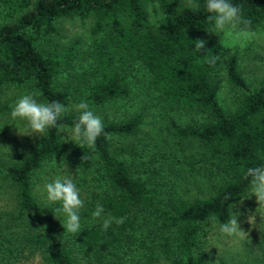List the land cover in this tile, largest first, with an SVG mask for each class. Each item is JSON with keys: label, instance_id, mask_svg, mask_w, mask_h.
I'll return each instance as SVG.
<instances>
[{"label": "trees", "instance_id": "trees-1", "mask_svg": "<svg viewBox=\"0 0 264 264\" xmlns=\"http://www.w3.org/2000/svg\"><path fill=\"white\" fill-rule=\"evenodd\" d=\"M198 2L201 9L192 11L188 0H0V87L27 88L40 93L42 102L67 105L69 90L60 78L77 77L83 99L105 107L129 96L131 79L140 70L152 105L189 115L183 124L171 120L172 132L178 141L195 143L192 154L199 167L219 179L206 196L159 198L151 178L156 158L147 162L151 177L142 178L133 164L111 152L112 139L139 130L145 107H138L121 120L103 121L110 139L102 134L94 149L77 144L69 152L79 171L92 170L102 183L97 203L104 214L124 222L113 223L107 231H102L101 222L82 224L81 233L53 242L38 227L53 210L32 190L33 174L64 153L60 133L50 129L2 165L7 182H0V196L4 192L9 197L0 202L5 264H17L25 249L44 252L45 264H75L74 254L87 253L98 254L107 264H123L133 246L142 256L136 264H155L159 258L167 264H208L201 249L202 225L213 215L227 221L229 205L247 192L245 171L264 165V79L248 89L235 54L222 64V46L200 37L213 26L206 20L204 0ZM231 2L242 6L252 29L264 23V0ZM154 5L163 15L151 22L148 8ZM68 18L89 20L85 49L79 37L61 40L58 23ZM197 39L206 41L199 52L193 44ZM211 54L218 57L215 64L208 62ZM223 80L243 91L231 110L218 100ZM78 115L67 112L58 123L71 126ZM185 162L192 166V161ZM138 222L148 228L144 238L136 239Z\"/></svg>", "mask_w": 264, "mask_h": 264}, {"label": "rangeland", "instance_id": "rangeland-1", "mask_svg": "<svg viewBox=\"0 0 264 264\" xmlns=\"http://www.w3.org/2000/svg\"><path fill=\"white\" fill-rule=\"evenodd\" d=\"M148 11L151 22H155L163 15L156 5L150 6ZM58 28L62 34L61 40L67 41L79 37L82 41V48H86L90 38L89 20L63 19L58 23ZM210 29L200 37L213 40L222 46L220 55L222 64L229 55L235 54L237 67L245 79L247 88L256 87L264 79V23L253 29L261 34V38L246 44L234 43L231 38L222 34L209 33ZM81 63H84L82 59ZM77 70L79 71L80 68ZM77 80V77L66 79V81L60 78L62 86L69 90L66 106L70 109L69 112L74 113L77 112L73 106L81 100L85 101L81 92L82 81ZM145 81L144 73L138 70L131 79V92L126 99L113 101L105 107H95L87 102L90 109L100 116L102 121L121 120L137 110L138 107H145L144 118L137 133L128 137L112 139L111 152L125 160L126 163L133 164L142 178L150 176L147 170L149 158H156L154 164L156 174L150 177L156 184L161 199L175 196L189 200L197 196L208 195L216 188L219 179L206 176L203 173L202 167H199L200 162H197L194 158L195 155L192 154L197 150L196 144L188 143L185 140L178 141L170 125L171 120L179 124L185 123L189 115L152 105L148 101V94L145 91ZM33 92L27 88L0 87V182L2 181V183L7 182L3 176L2 165L22 155L38 138L35 135H25L27 134L26 128L20 123L12 121L8 115L10 106L20 96ZM242 94V90L230 87L223 80L218 92V100L223 108L231 110ZM38 99L40 100L39 97ZM194 118L198 119L197 116ZM60 137L63 156L54 158L33 174L32 190L35 198L43 206L51 207L53 210L54 205H46L43 202V186L53 180L56 175L61 174V168H58L57 165L64 162L68 171L72 173V179L81 190V198L85 201V207L81 210V223L87 224L84 221L90 218L91 212L95 209L103 186L92 170L81 172L73 164L69 152L78 143L62 140L67 138L66 133L61 132ZM119 148H123V151H117ZM185 160L192 161V166L188 165ZM4 194L3 192L0 196V202L9 199L6 197L8 193ZM246 196L247 192L232 204L236 207L230 209V214L231 211L240 214L238 223L248 234L247 238L239 236L222 238L217 229L209 224V221L202 225L201 249L207 257L208 264H264V208L256 211L258 205L255 197L246 199ZM52 214L54 211L46 218L39 220L38 227L43 231L42 233L51 236V241L62 243L69 234H63L64 229L60 221L55 219ZM252 214H254V220H250L248 223V217ZM206 224L209 226L205 227ZM146 228H148L147 224L138 222L133 230L136 239L144 238ZM43 253L25 249L17 264H45L42 261ZM141 258L140 250L133 246V250L124 258L123 264H136L137 259ZM74 260L75 264H107L96 253L74 254ZM0 264H5L1 253ZM155 264L167 263L164 259L159 258Z\"/></svg>", "mask_w": 264, "mask_h": 264}, {"label": "clouds", "instance_id": "clouds-1", "mask_svg": "<svg viewBox=\"0 0 264 264\" xmlns=\"http://www.w3.org/2000/svg\"><path fill=\"white\" fill-rule=\"evenodd\" d=\"M192 11H199L201 4L198 0H188L187 5ZM203 9L207 13L206 20L213 27L209 33L225 35L234 43L246 44L261 38V34L252 29V21L243 14L242 6L234 4L231 0H204ZM195 51L205 48L206 41L197 39L193 42ZM218 60L216 55L211 54L208 62L215 64ZM40 93H26L20 96L11 106L9 118L23 125L27 130V136L41 137L50 129L55 128L59 133L67 134L66 139L79 144L82 148L87 146L94 149L95 142L102 134L110 139V134L104 132V124L100 116L90 109L89 104L83 100L75 104L74 110L79 114L71 126L58 123L61 117L69 112V108L58 100L51 102L40 101ZM70 137V138H69ZM8 149V148H7ZM9 150V149H8ZM56 164V162H55ZM57 165V164H56ZM61 168V174L43 186L42 197L46 205H54L53 217L60 221L64 233L77 235L81 233V210L85 207V201L81 198V190L72 179V173L64 162L57 165ZM247 181L246 199L255 197L256 204L264 208V165L248 168L244 173ZM226 201L229 199L225 198ZM244 200V199H243ZM230 209L236 205H229ZM103 205L97 203L91 212L90 218L84 222L89 226L97 221L101 222L102 231H107L113 224H122L125 218H117L111 215L104 216ZM238 212H232L227 221L221 222L215 215L209 217V224L215 227L222 238L239 236L247 238V233L238 223ZM254 220V214L248 217V223ZM206 224L205 227H208Z\"/></svg>", "mask_w": 264, "mask_h": 264}]
</instances>
